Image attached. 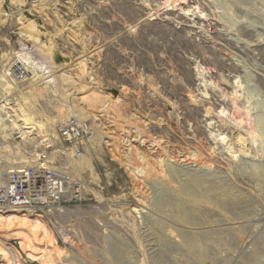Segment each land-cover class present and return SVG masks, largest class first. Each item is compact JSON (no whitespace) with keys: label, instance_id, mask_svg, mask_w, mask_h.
I'll use <instances>...</instances> for the list:
<instances>
[{"label":"rangeland","instance_id":"374dc122","mask_svg":"<svg viewBox=\"0 0 264 264\" xmlns=\"http://www.w3.org/2000/svg\"><path fill=\"white\" fill-rule=\"evenodd\" d=\"M28 1L32 0H5L0 11V55L11 58L21 50L18 44H30L35 53L25 52L41 77L33 86H18L7 96L0 90L1 101L10 99L1 105V114L8 120L24 106L40 123H47V118L56 117L57 108L63 109L60 119L67 118L72 108L77 109L73 112L82 108V119L95 131L84 156L70 166L85 188L84 200L43 218L57 246L67 252L53 264H264V0H203L210 13L201 14L199 6L192 5L185 22L162 14L182 13L184 0L171 4L54 0L43 10ZM16 7L22 10L20 16L14 13ZM159 8L162 13H156ZM91 15L100 18L92 24ZM196 15L204 21L196 20ZM186 25L197 32L193 37L197 44L206 40L215 52L206 54L212 65L195 61L192 51L176 44L174 29ZM215 33L237 50L215 38ZM62 38L68 52L60 49ZM169 52L184 57V63ZM69 53L70 61L64 60ZM40 57L52 65L51 71H44L35 60ZM217 59L238 71L231 75L221 71L214 66ZM206 84L218 93L217 98L238 93L239 106L248 113L246 119L255 132L253 139L241 129L225 135L222 147L213 145L217 131L212 116L221 109L212 108L216 101L205 107V99L213 96L202 97ZM96 88L107 97L97 109L108 110L109 117L94 116L97 109L80 100ZM126 89L130 96L123 94ZM183 106L192 113L200 110L197 119L203 121L205 157L212 154L219 163L190 164L170 158L167 151L176 156L187 153L177 147L178 140L183 143L184 122L190 129L189 145L200 143L193 132L196 120L193 115L184 120ZM154 123L157 131L151 128ZM52 131H57L55 123L46 133ZM240 132L248 140L238 145ZM42 140L24 145L20 135L5 136L0 128V182L14 168L32 163ZM113 143L119 145V152L109 147ZM158 143L163 149L152 150ZM210 145L215 153L208 150ZM195 151H191L193 159ZM141 153L155 168L147 177L137 178L133 172L141 170ZM128 156L136 171L127 166ZM160 161L187 176L172 178L167 167H158ZM38 235L32 238L38 260L31 261L20 241L7 242L1 233L0 246L11 250L10 261L4 264H20L16 257L22 264H46L47 240Z\"/></svg>","mask_w":264,"mask_h":264},{"label":"bare ground","instance_id":"6f19581e","mask_svg":"<svg viewBox=\"0 0 264 264\" xmlns=\"http://www.w3.org/2000/svg\"><path fill=\"white\" fill-rule=\"evenodd\" d=\"M11 1L13 2L15 0H11ZM49 1H52V0H43V1L38 0V2H41V3L37 6H34V7L37 8L38 10L46 9L47 7H45V5H48L50 3ZM123 1L124 0H119L117 2L121 3ZM153 1H155V0H153ZM171 1L172 0H166L165 4L170 3ZM175 1H180V0H175ZM4 2H5V0H0V11H2ZM32 2H33L32 4L36 3L35 1H32ZM184 2H185V4H184V6H182V8H181L182 13H180V14L174 13V12H168L169 10H166L165 12L162 13L163 9H161V8L155 9V11H156V13H162L163 15H167L169 17L170 16L175 17L176 19H179L182 22H185V19H187V15L185 13L189 12L192 5L199 6L201 14L204 11H208V13H210V10L209 9L207 10L205 3H203V0H184ZM123 3H125V2H123ZM15 9H16V11L14 13H17L20 16L22 10H19L17 7ZM131 10H132V6H130V12H132ZM209 15L210 14H208L206 17H208ZM200 18H201L200 16L196 15V20L203 22L204 19L203 18L200 19ZM206 21H209V20H206ZM164 23H166V25H170V22L165 21ZM210 26H212V24ZM210 26H208V27H210ZM185 27H187V28H185ZM174 31H175V35L178 38L176 41V44L180 48H183L185 51H188V50L192 51L195 61L201 63L202 65H206V66L212 65V60L209 61V59L206 58V54H208V53L215 54V52L209 48L208 42L206 40H202L201 44H197L193 40V37L197 35V32H195L192 27H188L186 25V26L181 27L180 29H174ZM218 35H220V34L215 33L214 37L219 39V40L224 41L225 44H227L230 48L234 47L235 50H237V47H235L234 44L227 42L225 39H223L221 37V35L220 36H218ZM169 53L173 54L171 52H169ZM173 56L175 59L177 58V60L184 63L183 62L184 57L175 56V54H173ZM215 62L217 63L216 65H214L216 68L219 67L221 69V71L227 70L226 72H229L230 75H231V73H236L238 71L237 68H235V67H231V66L228 67L227 64H225L224 59H217ZM5 64H7V65L4 66ZM12 64L18 65V66H21L20 64H23L22 67L24 69H26V72L29 75V79H28V83H27L28 87L33 86L35 83L34 81H36V79L41 77L39 72L36 70L34 63L29 61V56L27 55V53L24 50L21 49L20 51L15 52L11 58L9 55H7V56L5 54L0 55V70L3 71L0 73V90L4 91L6 96L8 93H10L11 91L16 89V85L8 77L9 70H10V67L12 66ZM24 66H26V67H24ZM229 76H228V78H231ZM60 79L62 80V82L65 81V77H60ZM51 80H53V79H51V77H50L49 81H51ZM230 81H231V79H230ZM214 85L216 86V82ZM161 86H162V88L165 87V85L162 82H161ZM204 87H205V89L203 90L204 96H202V97L208 98L211 94L213 95L210 99H207V100L205 99V103H207V105L205 107H207L208 104H211V102H209V101H216L217 102L216 104H212V108L221 109L220 114H217V116H212V118L216 120V122H214L213 124H215L214 129L217 131L216 135L211 134V135H213L212 138L215 142V143L213 142L214 143L213 145L217 146L218 148L222 147L223 145L220 146L221 145L220 143L224 142L226 140L227 136H225V135H228V133H233V132H235V130H241V129H246L247 134L253 139L255 136V132H254L253 128L250 126L251 125L250 121L248 119H246L248 117V113L246 111H244V112H246V113H244L243 109L239 106V102H238L239 98L237 96L238 93L234 92L233 98H229V96H227V95H222V97L217 98L216 95H218V93L215 90L213 91L212 88H209L208 84H206ZM91 90H93V91H91ZM91 90L88 91L89 94L87 96H83L80 100H82L85 103V105L87 104L89 107H91L93 109L94 108L97 109V107L101 104V102L104 101L105 98L107 99V97H106V95L104 96L103 93L99 92L97 90V88L91 89ZM123 94L125 96L131 95V93L128 92L127 89ZM108 98H109V96H108ZM1 99H4V97L0 98V126H1L0 128H1L2 133L5 136L12 137V135H14V134L20 135V138H22L24 140V145H27V143H29V141H36L37 142L38 139H43L40 142V143H43V144H41V147L39 150L40 154H37L35 156L36 158L31 160L32 163L27 165V166H39L42 162H44L45 159L50 160L51 157H48L46 155V150L49 149L51 146H54V142H55L56 136H57V131H52L51 135H48L46 133V131L48 130L49 126H51V124L53 125L55 123V126L57 125V127H58L59 124H61L64 121V119L66 117L60 119V117H62L61 115H63V109L57 108L56 112H53L56 115V117L51 118V119H48L47 117H45V118H47L46 119L47 123H44L43 121L40 123L37 120V118L31 116L30 111H28L24 106H20V112L18 114H16L17 110H15V113L13 115H10L8 117V120H7V118L3 117V115L1 114V105L10 101V99L6 98V100H4V101H1ZM25 100H26V98H25ZM31 101L34 102L33 99ZM152 102L154 103L156 101L153 100ZM105 103H107V102H105ZM62 107H66V106L62 105ZM183 109H184L183 112L185 115L184 120L190 121L192 115H193V119L196 120L197 127L194 128L193 132H194V136L197 133L196 136H198L200 143L196 144L195 147H194L195 143H193V142H192V145H189V143L192 140L188 136L190 129L187 130V126L184 122L183 126L180 127L181 129L182 128L185 129L184 132L182 130L184 135L182 134V136L180 137V139L183 140V143H181L178 140L177 147H178V149H180V151H185L187 153H181L180 156H176V152L167 151V152H169L170 158L174 159L177 162L182 160V162L190 163V164H192L193 162L196 164L197 163L207 164V162L209 163V161L219 163V159H217V158L214 159L212 154H209L210 155L209 157H205L206 155L204 153H206V151H204V149H203V145H202L203 143L201 144V142L203 140H205V131H204L203 126L201 125V123H203V121L197 119L198 117L201 116L200 110H197L196 112L192 113L188 109H186L184 106H183ZM67 110H69L68 107L66 108V111ZM78 111H80L79 116L81 118H82V116L85 117V113L83 112L82 108H80ZM86 116L88 117L87 113H86ZM220 120H222V121H220ZM226 121H227V123H226ZM155 125L156 124L154 123V126L151 127V128H153V131L158 130V128H157L158 125H156L157 127ZM209 125L211 126V123ZM113 126L114 125L112 123L111 127H113ZM210 126L208 128H210ZM26 130H28V132ZM211 130H213V129H211ZM216 131H215V133H216ZM180 133H181V131H180ZM177 139H178V137H177ZM247 140H248L247 138L245 140V138L242 136V134L240 132L238 134L236 142L238 143V145L240 143L245 144V142ZM169 141H167V142L169 143ZM44 142H48L50 144L48 146H46V144H44ZM164 144H165V142H164ZM210 144L212 145V143H210ZM184 145H185V147H183ZM111 146L114 147V149H113L114 153L119 152V150H120L119 145L116 146L115 143L109 144V147H111ZM156 146H158V147H155L152 150H154V149L155 150H162L163 149V147H161L162 144L160 146V144L158 143V144H156ZM212 147L213 146H211L208 150H211V152L213 151L215 153L216 151H215V149H212ZM152 150L150 152H152ZM192 150H197V151H195L197 153L195 154L194 159H193V153L194 152L192 153L191 152ZM156 152L155 153H149V155L150 154H157ZM127 154H129V153H127ZM129 156L126 158V159H128V160H126V164H127V166H129L130 170L136 171V169L132 167L133 164L129 161ZM43 158H45V159H43ZM141 158L143 159V162L141 163V170L140 171L138 170V173L133 172L137 178L147 177L149 175V172L151 173L153 171V168H155V167H153L154 164L151 162V159L149 158L148 155H145V153L144 154L141 153ZM71 164H74V162H72ZM159 165H160V166H158L159 168L167 167L168 173H169V175H171L172 178H174L175 176H178L180 174H184L185 177L187 176V172H185L184 170L172 168V166H165L166 164L162 161L159 162ZM12 168H14V167H12ZM17 168H19V167H17ZM17 168H14V169H17ZM144 179H147V178H144ZM187 179H189V178H187ZM186 201H191V200H186ZM55 211H56V213H58L61 211V209H58ZM44 219L40 215H36V214H32V213H26V212H10L7 214H0V234L2 233V235H4L3 236L4 240L7 242H9L11 239H15V240L20 241V243H19L20 246H22V248H25V250H27L26 252L29 253V254H27L28 259H30L31 261H35V260H38L37 257L35 256L37 254V251L34 248V243H33L32 238H36L37 236H39L38 235L39 233H42L44 238L47 240V243H46L47 247L45 249V251H47V256H46L47 262H46V264H53L54 261L59 262L67 254V252L64 251L63 249H60L57 246L55 237H53L51 235V232L49 231V229L45 225ZM196 246H198V247L200 246L199 242H196ZM10 253H11L10 249L5 248L4 246H0V259L2 258L3 264L5 262L10 261ZM16 253H18V252L16 251ZM16 260L18 263L22 264V262L19 258L16 257Z\"/></svg>","mask_w":264,"mask_h":264},{"label":"built area","instance_id":"2783aa9c","mask_svg":"<svg viewBox=\"0 0 264 264\" xmlns=\"http://www.w3.org/2000/svg\"><path fill=\"white\" fill-rule=\"evenodd\" d=\"M32 1L36 2L35 5L41 3L38 0ZM32 1L28 3L31 4ZM98 18L100 17L91 15L90 23L94 24ZM60 43V49L68 52L69 49L63 38ZM20 44L18 45L22 50L28 51L29 54L35 53L32 47L29 48L30 44L26 42ZM67 45L73 50L72 44L67 43ZM69 56L73 55L69 53L64 60L70 61ZM40 58L35 60L46 68L44 71H51L52 65ZM20 65L12 64L8 75L17 88L25 86L29 79L26 69L22 67L23 64ZM94 83L98 84V82ZM74 110L77 109L72 108L66 120L57 127V139L54 146L46 150V155L51 157L50 160L43 158L45 160L39 166H24L11 170L0 182V214L26 212L40 215L47 220L49 213L62 208L66 211L67 206L79 204L84 200L85 188L73 177L70 166L72 162L84 156L88 143L94 138L95 131L87 120L79 116L80 111L73 112ZM94 114L102 119L109 117L108 110L97 109Z\"/></svg>","mask_w":264,"mask_h":264}]
</instances>
